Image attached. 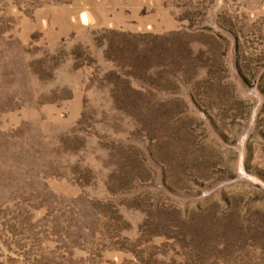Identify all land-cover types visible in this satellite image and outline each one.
I'll use <instances>...</instances> for the list:
<instances>
[{"label": "rangeland", "instance_id": "obj_1", "mask_svg": "<svg viewBox=\"0 0 264 264\" xmlns=\"http://www.w3.org/2000/svg\"><path fill=\"white\" fill-rule=\"evenodd\" d=\"M0 264H264V0H0Z\"/></svg>", "mask_w": 264, "mask_h": 264}]
</instances>
